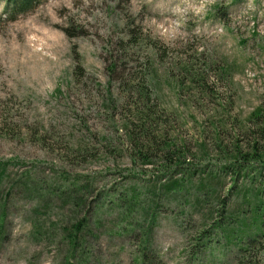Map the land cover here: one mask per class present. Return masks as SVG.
<instances>
[{"label": "rangeland", "instance_id": "374dc122", "mask_svg": "<svg viewBox=\"0 0 264 264\" xmlns=\"http://www.w3.org/2000/svg\"><path fill=\"white\" fill-rule=\"evenodd\" d=\"M129 3L116 0L113 8L93 0L84 9L92 15L100 7L113 20L107 39L101 24L69 16L67 33L79 42L56 68L15 53L16 73L26 69L22 58L35 63L32 71L38 80L49 78L52 92L17 79L7 68L8 54L0 53V264H78L63 228L100 203L80 249L84 263L137 264L148 230L143 206L129 221L121 215L133 188L157 218L148 264H236L238 240L228 242L217 222L240 227L242 218L252 222L257 206L264 212V156L241 167L219 147L229 154L235 144L253 151L249 141L259 124L253 113L264 106V0H211L200 14L184 13L166 36L144 22L152 7L132 16ZM177 19L171 16L169 24ZM6 23L0 16V36L10 39ZM141 111L161 124L152 123L159 143L150 164L137 149L134 159L129 140V122L139 130ZM165 133L168 147L187 153L180 154L185 166L169 168L161 158ZM66 178L87 186L86 207L72 221L66 218L70 200L61 194ZM183 178L177 193L161 187ZM253 187L263 193L254 195ZM202 235L212 243L199 246Z\"/></svg>", "mask_w": 264, "mask_h": 264}, {"label": "trees", "instance_id": "16d2710c", "mask_svg": "<svg viewBox=\"0 0 264 264\" xmlns=\"http://www.w3.org/2000/svg\"><path fill=\"white\" fill-rule=\"evenodd\" d=\"M32 7V0H7V4L5 6V11L9 13V19H14L17 13L24 12ZM190 73V71H188ZM192 76L191 74H188ZM253 119L259 121L258 128L254 131L252 136L253 140L249 141L252 144V152L251 153H243L241 150V145L235 144V149H232V154H229L228 148L219 146L222 149V152L225 153L226 158L228 160L235 159L240 162L241 167H245V164H249L253 162L254 159L258 157L264 156V106L259 107L253 113ZM138 119L141 121L140 129H136V125L132 126L136 122H129V134H130V144L134 146L135 155L134 159H136V149L138 156L143 158V161L146 164L152 163V150H154L158 146V138H155L154 130H151L153 125L152 123L156 120L153 114L149 111H141ZM254 121V120H253ZM159 123V127H161L159 119L155 121V123ZM165 127V126H162ZM165 130L164 128L162 129ZM161 130V131H162ZM167 133L161 134L159 138H163L165 140L164 146L162 147L163 155L161 158L165 161L170 162L169 168L177 165L178 168L185 166L187 163L182 162V157L186 158L187 153L183 154L182 150H177L172 148L173 146H167ZM146 139V140H145ZM161 140V139H160ZM253 141V142H252ZM180 154L183 156L180 157ZM178 156V157H177ZM136 161V160H135ZM168 165L166 169H169ZM177 169V168H173ZM167 172V171H166ZM174 171L171 173L173 174ZM165 173L164 175H166ZM253 179V178H252ZM186 182V179L174 180L171 181L168 186L163 184L162 188H167L170 193H177L181 190L182 186ZM201 188L207 187L205 181L200 182ZM63 189L61 190V194L67 200H70L71 210L67 215V220L72 221V217L79 214L83 207H86V196L84 192L86 191V185L84 188L80 187V184L75 181H70L68 178L64 181L62 185ZM84 191H83V190ZM234 189V188H233ZM254 195H259L263 193V189L259 187L252 188ZM130 193H127L128 198L122 199L125 203V208H122V221H129L128 218L133 215L135 212H138V208L142 207V214H145L144 220L148 222V230L142 231L144 235L143 243L141 244L142 255L138 257L137 264H148V259L150 257V241H151V228L156 224L157 218L154 215V212L149 208L148 204L145 201L141 200V193L133 188L132 195L129 196ZM104 195H108L111 197V192H106ZM121 200V201H122ZM119 205V204H117ZM102 205L100 203L93 205L87 208V213L82 217L77 219L75 222L72 221V224L69 226H65L63 228V239H66L70 244V256L74 259V262L78 264H85L88 260L84 258V250H80L81 247H85L87 243V238L89 234H92V227H90V222L93 217L99 213L102 209ZM258 206L253 210V220L252 222H248L245 218L240 219V227L231 225L230 221H227L225 218H220L217 222V229L222 230L224 235L227 238V241H233L235 238L238 240V253L236 256V264H264V224L263 215L264 212L257 213ZM224 211V209H223ZM222 217V216H221ZM228 219V218H227ZM237 223V222H236ZM4 224V217L0 216V227ZM249 226L255 227L254 230L247 229ZM3 227V226H2ZM206 231H203L205 234ZM213 240L208 238L207 235H202L199 246H208L209 243H212ZM214 244L216 242H213ZM156 255V253H155ZM83 260H81V259ZM85 261V263H84Z\"/></svg>", "mask_w": 264, "mask_h": 264}, {"label": "clouds", "instance_id": "9594fccd", "mask_svg": "<svg viewBox=\"0 0 264 264\" xmlns=\"http://www.w3.org/2000/svg\"><path fill=\"white\" fill-rule=\"evenodd\" d=\"M92 2L93 0H83L82 4L74 6L75 0H32L30 9L17 13L14 19H9V13L5 11L7 0H0V16L7 21L4 32L7 37H10L7 39L0 36V53L8 54L11 63L7 64V68L13 76H16L17 79L23 78L29 84L32 81H37L42 88L52 92L54 85L49 81V78L43 76L41 80H38L32 71L35 63L28 64L27 60L22 58L20 62L26 64V69L19 74L16 73L15 53L23 51L27 58L33 61H44L51 68H56L61 63V57L64 53L68 52L72 45L79 42L67 33V29L70 27L69 16L75 17L78 22L85 25L88 21L101 24L102 26L98 29L100 36L107 39L113 20L100 7H97L92 15H88L84 9L88 8ZM210 2L211 0H178L176 3H173L172 0H130L127 10L132 16H137L146 6L152 7L154 14L151 16L145 14L144 22L148 27L154 28V31L161 36H166L170 29L178 28L183 23L184 13L191 10L194 14H200L205 3ZM95 3L102 5L103 0H95ZM115 3L116 0H108L110 7L114 8ZM63 9L67 10L66 14H62L61 10ZM171 16H178L180 19L169 24ZM124 23L125 21L121 20L120 26L122 27ZM18 36L22 37V42L17 39ZM91 40H96V37L93 35ZM99 45L100 41L96 40V50H99ZM69 62V60H64L62 63L66 66ZM97 67H101V65L97 64ZM54 75H58V72ZM29 76L32 77L31 80H28ZM40 110L44 111L43 108Z\"/></svg>", "mask_w": 264, "mask_h": 264}]
</instances>
